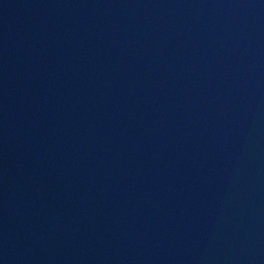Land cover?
<instances>
[{"label":"water","instance_id":"95a60500","mask_svg":"<svg viewBox=\"0 0 264 264\" xmlns=\"http://www.w3.org/2000/svg\"><path fill=\"white\" fill-rule=\"evenodd\" d=\"M0 264H264V0H0Z\"/></svg>","mask_w":264,"mask_h":264}]
</instances>
